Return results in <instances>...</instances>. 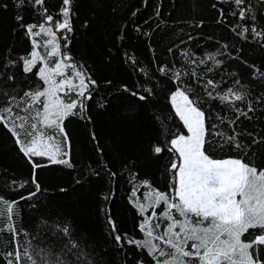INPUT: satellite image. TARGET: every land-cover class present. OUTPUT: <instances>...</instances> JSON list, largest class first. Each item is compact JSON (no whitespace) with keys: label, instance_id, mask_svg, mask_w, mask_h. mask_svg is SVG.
<instances>
[{"label":"trees","instance_id":"trees-1","mask_svg":"<svg viewBox=\"0 0 264 264\" xmlns=\"http://www.w3.org/2000/svg\"><path fill=\"white\" fill-rule=\"evenodd\" d=\"M17 3L0 0V106L15 96L19 104L12 115L24 109L19 111L24 116V94L42 90L43 81L35 75L36 68L32 73L23 71L21 58L29 57L33 45L16 17L21 14L23 23L38 25L44 22L41 13L47 8L54 21L59 20L62 0H45L37 8L30 3L17 8ZM241 7L246 12L243 20ZM70 20L72 32H57L61 53L67 52L70 61L96 81L89 88L91 98L84 100L86 112L77 108V114L64 121L69 141L61 145L69 156L62 158L70 159L73 167L33 157L46 165L35 170L42 190L31 199H21L35 191L33 168L16 138L0 123V201L16 202L11 223L19 230L15 238L0 230V252L15 247L20 252L34 248L60 254L69 240L60 225L71 222L73 237L85 254L79 261L70 255L74 264H155L146 249L127 240L151 239L139 227L152 212L148 207L152 201L145 194L161 191L171 195L173 155L166 147L158 156L151 152L152 145L167 146L173 133L185 131L170 103L171 91L188 87L200 102L211 133L207 138L213 158L244 157L258 170L264 169V75H260L264 73V0H245L241 6L235 0H73ZM253 27L261 35L253 33ZM36 41L39 50L45 48ZM210 55L215 60L208 59ZM161 67L168 69L166 74H161ZM176 72L180 80L173 83ZM209 79L215 88L207 84ZM125 87L146 95L147 100L140 101ZM229 88L244 98L236 101L229 94V100L222 101L219 97ZM62 97L65 102L72 100L70 94ZM249 107L254 111L249 112ZM56 136L62 141V136ZM230 136H236L231 144L226 142ZM254 140L259 142L254 144ZM235 143L247 148L239 150ZM140 203L148 207L143 215ZM163 210V204L156 209L158 213ZM0 212V221L6 224L3 203ZM109 218L124 238L120 245ZM156 223L161 228L154 229V235L168 221L153 218L149 226ZM152 243L164 247L160 241ZM72 252L78 254L76 249Z\"/></svg>","mask_w":264,"mask_h":264},{"label":"snow or ice","instance_id":"snow-or-ice-1","mask_svg":"<svg viewBox=\"0 0 264 264\" xmlns=\"http://www.w3.org/2000/svg\"><path fill=\"white\" fill-rule=\"evenodd\" d=\"M28 3L34 8L43 7L45 0H18L16 7H26ZM244 3L245 0H235L237 6ZM72 4L73 0H62L59 13L61 19L55 21L53 15L48 14L47 8H44L41 13L44 16V22L38 25L23 23L24 17L21 14L16 17L26 34L33 38L31 58H21L23 71L32 73L37 63L40 62L42 66L35 75L43 81L42 90L24 94L27 98L24 101L27 106L26 115H19V111L24 109H19L15 116L12 115L19 104L15 96L8 97V102L0 106V123H3L4 127L8 128L16 138L20 152L28 158L33 168L31 183L35 185V191L30 192L27 197L22 196L21 199H31L42 190L35 170L46 165L35 162L33 157H47L52 165L73 167L70 159L62 158L69 156L67 151H61V143L66 144L69 141L64 121L67 117L76 115L77 108L80 113L86 112L87 105L84 100L91 98L89 88L96 85V81L88 77L82 69L77 70L75 64L65 63L71 60V57L67 52L61 53V45L57 40V32L73 31L70 20ZM245 16V9L241 7L239 17L243 20ZM252 32L257 36L261 35L256 32L255 27L252 28ZM42 34L50 37L44 41V47L50 48L44 55L36 50L38 43L34 39ZM62 39L68 40L69 38L64 36ZM67 46V43L63 45L65 49ZM57 56L60 58L51 62L50 66V58ZM208 59L215 60V57L210 55ZM215 63L219 66L221 62L217 60ZM68 68L73 69L71 76L65 75V70ZM159 71L161 74H166L168 69L161 67ZM173 75V83L178 82L180 73L176 72ZM56 77L61 78L57 80ZM75 80L79 83H75ZM207 84L213 88L216 87L211 79L207 81ZM124 90L131 92L132 96L142 102L148 98L127 87ZM144 90L149 95L152 94L150 88ZM191 91L188 87L178 86L170 92L169 97L175 115L182 122L185 131L173 133L167 146L157 143L151 147L153 155H160L165 151V147L173 155L169 166V171L173 176V182L170 185L171 195L161 191L145 194V199L152 201L148 206L152 208V212L150 216L144 217L139 227L145 237L151 239H128L127 243L146 249L155 264H264V169L258 170L244 157L213 158L210 151L211 141L207 138L211 133L206 127V115L200 102L193 98ZM72 92L84 99H72L65 102L60 95L61 93L69 95ZM229 94L236 101L244 98L243 94L234 92L232 88H229L227 93L219 98L222 101H228ZM208 95L211 96V93ZM37 105L39 107H34ZM248 111L251 112L254 109L249 107ZM33 112L34 115H32ZM240 115L246 116L247 113H240ZM16 120L21 123L16 125ZM9 122L12 123V127H8ZM48 130H55L57 135L62 136V141H57L55 135H49ZM218 135L221 134L218 133ZM234 141H236V136L227 137V143L231 144ZM258 142L253 141L254 144ZM235 147L239 150L247 148L239 143H235ZM147 183L145 181V185ZM0 203L6 206L8 221L6 224L0 221V230L12 233L15 238L19 230L13 226L11 221L14 212L13 205L16 202L3 200ZM162 204L164 210L158 213L156 209ZM148 207L143 203L138 205L142 215ZM0 216H3V212H0ZM153 218L168 221L158 235L153 234L154 229H160L161 224L156 223L154 226H149V221ZM109 223L112 224L113 232L117 233L111 218H109ZM60 231L69 237L68 243L60 254L37 251L34 248L31 251L29 248H24L23 252H20L13 247L10 251L0 252V261L3 264H74L69 259L70 255H76L77 261L81 260L85 254L73 237L72 223L65 222L60 225ZM246 235H251L253 238L245 239ZM123 239L118 233L115 235L118 245L123 242ZM152 240L160 241L164 247L152 243ZM165 248L171 251L166 252ZM73 249H76L78 254L73 253ZM158 257L165 258L161 260ZM138 264H144V262L140 261Z\"/></svg>","mask_w":264,"mask_h":264},{"label":"rangeland","instance_id":"rangeland-1","mask_svg":"<svg viewBox=\"0 0 264 264\" xmlns=\"http://www.w3.org/2000/svg\"><path fill=\"white\" fill-rule=\"evenodd\" d=\"M46 26H48V25H46ZM38 30H39V29H38ZM49 38H50V37H46V36H44V35L42 34L41 36L37 37L36 40L41 41V44L44 46V41H45L46 39H49ZM31 41H32V38H31ZM32 50H33V47H32ZM36 50H37L38 52H40L41 55H44L47 51L50 50V48H42V50H39L38 47H37ZM31 52H32V51H31ZM31 52H30V53H31ZM28 58L30 59L31 56L29 55ZM59 58H60L59 56L50 58V66H51V62H54L56 59H59ZM65 63L73 64L70 60H69V61H65ZM40 66H42V65L40 64V62H38V63H37V67H36V70H37V71H38V69H39ZM77 70H79V69L77 68ZM72 72H73V69H72V68H68V69L65 70V75H66V76H71ZM60 78H61V77H56L57 80H59ZM74 82L77 83V84L79 83L78 80H75ZM60 95H61V96H64L63 93H61ZM68 96H69V95H68ZM70 96L72 97V99H76V98H78V97L76 96V93H75V92L70 93ZM62 98H63V97H62ZM49 135H55L56 138L58 137V136H56L55 130H52V132L49 133ZM61 151H62V152H63V151H66V148H65V147L63 148L62 145H61Z\"/></svg>","mask_w":264,"mask_h":264},{"label":"bare ground","instance_id":"bare-ground-1","mask_svg":"<svg viewBox=\"0 0 264 264\" xmlns=\"http://www.w3.org/2000/svg\"><path fill=\"white\" fill-rule=\"evenodd\" d=\"M167 221V220H166ZM165 226V225H164ZM159 233V232H158ZM152 242V241H151Z\"/></svg>","mask_w":264,"mask_h":264}]
</instances>
